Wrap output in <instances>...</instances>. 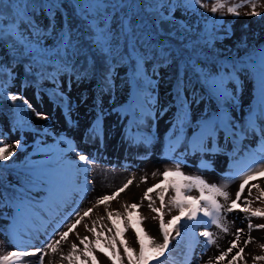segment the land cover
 I'll list each match as a JSON object with an SVG mask.
<instances>
[{"label": "snow or ice", "instance_id": "1", "mask_svg": "<svg viewBox=\"0 0 264 264\" xmlns=\"http://www.w3.org/2000/svg\"><path fill=\"white\" fill-rule=\"evenodd\" d=\"M209 2L212 3L210 12L213 15L226 7L224 0H214V2L209 0ZM183 6L189 10H195V6L208 9V3H205L204 0H183ZM245 6H250L251 8L245 15H262L261 12L256 10L258 6H261L258 4V0H241L240 3L227 7V13L239 17L241 14L239 9ZM61 7L60 0H46L45 3L40 5L30 3L29 0H0V42L7 43L9 39L13 40L22 49L21 51L13 46L14 53L19 52L20 55L28 57L39 65L52 63L50 59H45L44 57L55 55L59 58L56 62L57 72L69 70L71 63L69 58L85 54L84 47L87 44L88 51L98 53L109 64L117 60L134 61L133 79L136 86L141 91L145 90V86H151V78L146 71L145 65L151 61H156L157 57H159V62L161 63L167 62L168 59V53L165 48L153 43L155 33L152 29L154 27L159 28L162 23L171 20L170 13L174 11V4H169L168 0H155L154 3L146 2V0L145 2H142V0H74L76 15L87 25V41L82 43L79 38L74 37L71 26L66 29L62 27L55 49H49L44 47V37L56 33L55 16ZM165 8L168 9L169 15H165ZM38 10H46L49 18V25L46 29L42 28L33 19L34 14ZM142 11L154 17L151 23L143 19L141 16ZM204 43L211 47L212 37L209 36ZM188 47H191V45H188ZM190 63L192 69L199 73L200 79L207 85L208 90L216 97L217 101L231 103L236 99L235 89L236 85L239 84L236 77V72L239 71L237 66L233 65L230 72L213 74L200 69L195 60ZM241 67H247L254 75L256 74V68L251 65ZM3 70V66H0V73ZM230 84H233L232 89L229 88ZM256 87L258 107L252 110L245 124L239 126V129L233 122L232 117L224 111L219 114L205 115L197 122V129L193 131L192 138L188 141V146L193 153L204 154L219 151L215 141L217 134L220 132H223L226 138L231 137L233 139L249 133H258L261 140H264V127H260L257 124L258 119L264 121V52H261ZM2 88L3 85H0V91H2ZM4 95L13 103L19 99L16 95H8L7 93H4ZM59 95L62 97V93ZM176 98L179 104V117L177 124L173 125V127L176 128L178 126L180 131L183 132L185 125L189 123V111L186 107L188 99L183 94L181 84L177 85ZM24 103L31 107L27 100ZM36 115L38 118L47 119L41 113ZM25 122L23 118L19 121L21 126ZM89 131L93 138L102 135V129L95 124ZM210 142L212 147H209ZM175 143H180L179 137L176 138ZM14 146L19 148L21 146L20 142L16 141ZM174 146L173 144L172 147L174 148ZM9 147V145L3 143V138L0 137V162H7L15 155L14 152L9 151ZM67 151L75 153L76 159L79 161V163L74 161L66 162L67 166L77 176L81 172L87 173L90 170V166L97 162L89 155L78 151L75 147L69 146ZM251 160L250 164L238 167L237 175L244 177L243 183L239 185L235 199L229 200V193L225 190L227 185L218 187L216 184H209L200 176L185 174L181 170L184 161L173 157L174 168H166L161 173L163 176L161 183L154 184L148 188L144 192L140 204H123V212L111 210L109 202L116 200L120 193L124 192L133 183L132 179L127 180L123 186L111 194L97 197L91 208L82 210L72 193L87 192L90 190L89 188L79 186L78 181L70 187L62 178L59 168L45 174H35L30 181V186L41 183L47 185L49 197L45 208L43 210L37 209L26 196L19 195L13 197L16 202L15 212L25 224L34 223L35 215L39 212L43 223L41 228L27 227L25 229V234L29 236L28 240L21 239L20 234L13 230L12 235L16 239L15 250L0 256V264H17L18 261L26 257L37 255L38 264H45V257L50 255L53 257L58 255L61 261H68V264H88L89 259L91 264H99L97 257L94 255L95 251H99L107 257V259L112 261V264H123V257L117 249V237H121L119 242L123 245L128 264H152L153 261L156 264H168L172 240L177 241V246L181 243L185 244V264H191L197 245H201V241L198 240L197 236L204 238L201 255L206 254L208 247L216 244L213 232L210 231L211 226L214 225L222 232L228 233L227 216L237 211L244 214L248 232L245 233L243 227L237 228L234 233V241L230 242L227 250L222 251L214 260L216 264H220L232 254L227 264H236L237 261H244L245 248L253 242L251 232L253 230H264V223H252V218L264 219V208L252 206L254 202H264V189H261L258 184H253L248 189V196L253 197V188L256 189L257 195L252 199H244L242 201L245 186L250 181L256 180L257 177L264 176V147L261 148L259 157L253 154ZM205 167H207L206 163ZM153 175L155 176L157 173H153ZM169 177L172 179L169 180ZM142 182H146V177L142 178ZM157 189L160 190L157 192L159 207L155 206V200L150 196V193L156 192ZM169 189H171L173 194L168 197V202L166 203L165 193ZM193 190H196L199 195H191L190 193ZM217 197H223L224 203H220ZM144 200L148 201L150 211L156 214L153 219L158 218L159 220V232L162 236V243H157L140 226L143 220L140 218H137L135 222L132 220L130 210L141 207ZM242 204L243 206H241ZM100 205H104L107 219L112 222V227L107 228V231L111 233L113 228H115L114 235L111 237L104 236L107 247L101 244L103 232L96 230L98 221L94 220L91 227L88 224H85L84 227L87 231L93 233L95 240L89 241L87 236L81 238L77 234V239L84 246L83 250L79 249L76 243H72L70 252L64 255L61 251V245L68 241L70 233L76 229L85 217L90 216L93 209ZM166 208L168 212L175 211L178 214L172 215L171 219L165 221ZM103 219V216L99 217V220ZM117 220H122L126 227H117ZM201 226H203L204 230L197 232ZM63 228H67V231L61 230ZM128 228H131L135 233L136 243L139 246L138 252L129 247L127 241L122 238ZM41 229L44 237L41 240L42 246H32L29 249L28 246L32 244V240L40 238ZM242 234L246 235L247 239L243 240L242 247H238ZM56 237L59 238L57 239ZM260 247L264 249V244H261ZM234 249L236 251L233 253ZM81 256L84 257L83 260ZM252 260L254 264H259V262L264 261V255H255ZM48 264H57V262L54 259H49ZM206 264H213V258H209Z\"/></svg>", "mask_w": 264, "mask_h": 264}, {"label": "rangeland", "instance_id": "2", "mask_svg": "<svg viewBox=\"0 0 264 264\" xmlns=\"http://www.w3.org/2000/svg\"><path fill=\"white\" fill-rule=\"evenodd\" d=\"M69 1L64 4V7L71 19V5H74V0ZM204 2L208 3L207 10L195 6V10H190L186 13L187 18L198 14L205 22H207V19L212 18L204 26L213 28L217 24L219 28L226 29L227 31L224 33L226 36L222 43L223 47H226V45L233 46L236 41H241L245 46L251 47V49L259 46L256 48L254 54H258L261 49L264 50V0H258V4L261 6H258L256 9L262 13L261 16L245 15L246 12L251 10L250 6H245L239 9L241 13L239 17L227 13V7L240 3L241 0H224L226 7L215 15L210 12L212 3L209 0H204ZM180 15L182 14H177L178 17ZM71 23L74 24V22ZM43 43L44 47L49 49H55L57 45V42L51 41H44ZM254 54L251 56H239L247 57L251 61V58H254ZM44 58L50 59L51 61H58L59 59L55 55ZM255 58L259 68L261 60L260 54ZM249 65H251V62ZM211 73L223 74L219 72ZM258 74L259 69L256 68V74L253 75V78H247L244 75L236 76L239 81L235 89L236 99L231 103L220 102L221 106H218L213 98L207 102L205 100L196 101L197 97L185 92L188 99V105L186 107L189 111V123L185 125L183 132L180 131L178 126L176 128L173 127V125L177 124L179 117V112L174 108V101L177 99L175 98L177 88L171 85L172 83L164 77L155 82H151L152 87L150 86V90L152 93L145 94V96H140L134 90L135 86L121 88L118 84H112V87L104 89L99 83L87 84L84 82L64 81L61 91H58L54 95V100L44 94L38 99H29L28 104L31 107H28V105L25 107L24 121H26L25 124L31 129L25 132L21 130L18 132L13 131L8 139H4V144L10 146L9 151L15 153L9 161L4 162L5 166L14 167L23 177L27 178V181L23 182L20 186L21 192H18L17 196H26L33 202V205L37 203L40 209L43 210L49 197L47 185L41 183L30 186V181L35 174H45L57 168H59L62 178L70 187L75 185L77 181L79 182V186L87 184V181L88 184L93 181V188L99 193L104 192L107 174L100 175L99 171L95 170L92 180V175L85 177L79 173L76 176L77 179L71 181L70 171L72 169L65 168L67 165L66 162H75L77 160L75 153L67 151L69 146L75 147L80 152H83L82 148H97L87 137V135L91 134L89 130L95 124L102 129V135L99 136L103 139L107 153L119 157L121 153L135 152L140 156L138 160L130 157L121 158V165L123 167H127L124 165V161H137L145 169L143 178L146 177V182L143 183V192L133 198L134 203L140 204L144 192L159 182L157 175L153 177H149L148 175L149 167L153 168V163L151 162L154 160L172 162L173 157L184 161L181 170L185 174L200 176L209 184H216L218 187L227 185L225 190L229 193V200L235 199L239 185L243 183L244 179L243 176L237 175L238 167H242L244 164H250L253 154L259 157L260 150L264 147V140H261V138L257 139L256 135H259L258 133L254 135L249 133V139H246L245 135L233 139L231 137L226 138L224 133L220 132L217 134L215 141L219 151L205 154L207 158L203 157L205 155L193 154L188 146V141L191 140L193 131L197 129V122L205 115H211L213 113L219 114L221 111H224L232 117L238 129L239 126L244 125L252 110L258 107L256 87ZM232 87L233 84H230L229 88L232 89ZM60 93H62V97L59 95ZM37 113L43 114L47 119L42 117L38 118ZM257 124L260 127H264V121L258 119ZM134 126L137 127L138 131L135 130ZM140 130L143 133H140ZM177 137L180 138V143H175ZM94 140L97 141V138ZM16 141L20 142L21 146L19 148L14 146ZM173 144L175 145L174 148L172 147ZM209 147H212L211 142L209 143ZM205 163L207 167H205ZM117 168L119 166L114 167L110 165V169L112 170ZM166 168L170 167L161 166L159 168L158 174L160 178L163 177L161 173ZM171 179L169 177V180ZM259 186L261 189H264V184ZM41 191L46 193L47 196H42L39 193ZM158 191L160 190L157 189L156 192L150 193V196L155 200L156 207H159ZM252 192L253 197L257 195L255 188L252 189ZM82 193L83 195L78 196L80 199H77L76 193H72V195L76 196L77 201L84 200L80 208L87 210L93 204L85 203L86 197L84 196V192ZM172 194L171 189L165 193L166 203L168 202V197ZM190 194L193 196L199 195L196 190H193ZM253 197L248 196V188L245 186L242 201L244 199H252ZM2 198L5 201H3V205L0 204V256L15 250L14 245L16 244V239L13 238V230H16L20 234L21 239L28 240L29 236L25 234V229L27 227L41 228V224L43 223L40 213L37 212L34 223L30 222L25 224L16 215V202L6 200L5 197ZM217 199L220 203H224L223 197H217ZM252 206L264 208V202L257 201ZM98 208L102 210L104 209V205H100ZM95 210L97 208H94L90 216L85 218L68 237V242L76 243L81 250H83L84 246L80 244L76 233L78 231H85V224L91 227L94 220L99 221ZM130 212L133 222L137 218L143 220L140 226L157 243H162V236L159 232V220L158 218L153 219L156 214L148 208L147 200L143 201L141 207L131 209ZM165 213V221L171 219L172 215L178 214L175 211L168 212L167 208L165 209ZM226 223L229 228L228 233L222 232L214 225L211 226L210 231L213 232V238L216 240V244L209 246L206 254L201 255V250L197 252V256L192 264H206L209 258H213V264H216L214 258L219 256L222 251H226L230 246V242L234 241L236 229L243 227L245 233L248 232L247 221L244 220L243 213L237 211L228 214ZM252 223H264V219L252 218ZM116 226L119 228L126 227L122 220H117ZM109 227H112V222L109 220L104 224L97 223L96 230L103 232L101 244L104 247H107L104 236L111 237L115 234V228H113L111 233L107 231ZM203 230V226H201L197 232ZM86 236L89 241L95 240V236L91 232H88ZM197 237L203 245L204 238ZM251 237L253 238V242L245 248L244 261H237L236 264H254L252 260L253 256L264 255V249L260 247L261 244H264V230H253ZM40 238L42 240L44 239L41 236ZM122 238L127 241L129 247L133 248L135 252H138L139 246L136 243L135 233L131 228H128L124 232ZM120 239L121 237H117V249L123 257V264H128L123 245L119 242ZM244 239H247V236L242 234V239L238 242V247L243 246ZM32 243H34L33 240ZM32 246H28L29 249ZM40 246H42L41 243L38 247ZM235 251L236 249L233 250V253ZM185 252L186 248L184 243L177 246V241L172 240L168 264H185ZM94 255L97 257L99 264H112V261L107 259L99 251H95ZM231 255L220 262V264H227ZM81 259L83 260L84 257L81 256ZM36 260L37 258L35 257L34 259L32 257H26L18 261L17 264H38ZM64 264H68V261H65ZM88 264H91L90 259ZM152 264H156V262L153 261ZM259 264H264V261L259 262Z\"/></svg>", "mask_w": 264, "mask_h": 264}, {"label": "trees", "instance_id": "3", "mask_svg": "<svg viewBox=\"0 0 264 264\" xmlns=\"http://www.w3.org/2000/svg\"><path fill=\"white\" fill-rule=\"evenodd\" d=\"M69 0H60L62 7L56 12L55 26L56 33L44 37V41L57 42L59 32L62 27L65 29L71 26L74 37L79 38L81 42L87 41L86 23L76 15L74 5H71V19L64 7ZM30 3L37 5L43 4L46 0H29ZM70 2V1H69ZM145 2V0H142ZM146 2L154 3L155 0H146ZM169 4H174V11L170 13L171 20L162 23L159 28H153L155 33L153 43L164 47L168 53L167 62L151 61L145 65L149 77L161 79L162 77L169 80L174 87L177 88L181 84L183 94L187 92L197 99L208 101L210 97H214L218 105L216 97L213 96L199 77V73L195 72L191 67V61L195 60L197 66L204 72H230L232 66L239 68L236 74H242L246 77L253 78V73L247 67L253 65L258 68V62L255 57L261 53L254 54L256 48L245 46L241 41H236L233 46L226 45L223 47L224 33L226 29H221L217 24L213 28L204 26L207 22L196 14L191 18H187L186 13L190 10L183 6V0H168ZM127 11V10H125ZM165 15H169L167 8L164 9ZM180 13V17L177 16ZM143 19L152 22L154 17L148 13L141 12ZM33 19L42 27L48 28L49 18L46 10H38ZM71 22H74L72 24ZM116 27V25H114ZM212 37V46H207L204 41L208 37ZM43 41V42H44ZM191 45V47H188ZM13 46L21 49L20 45L15 44L11 39L7 43L0 42V66H3V72L0 73V85H3L0 91V137L8 139L13 131H22L31 129L27 124L20 125L21 118L24 120V109L27 106L24 101L33 98H40L42 95H50L54 97L57 92L61 91L63 82L75 81L78 83H100L105 89L111 87V84H118L121 88L135 83L133 79L134 61H114L109 64L98 53L88 51L87 44L84 47V53L79 57L69 58L71 63L69 70L57 72L56 62L39 65L34 63L28 57L22 56L19 52H13ZM251 61L247 57L239 55L251 56ZM227 65V67H225ZM155 73V74H154ZM198 87V88H197ZM148 90L149 87L145 86ZM16 95L19 97L14 103L7 99L4 95ZM57 102V101H56ZM25 177L19 173L14 167L5 166L4 162H0V204L3 205L2 197L6 200L14 201L13 197L17 196L20 186L23 184Z\"/></svg>", "mask_w": 264, "mask_h": 264}, {"label": "bare ground", "instance_id": "4", "mask_svg": "<svg viewBox=\"0 0 264 264\" xmlns=\"http://www.w3.org/2000/svg\"><path fill=\"white\" fill-rule=\"evenodd\" d=\"M251 135H254L253 133H251ZM87 137L89 138V140H91V143H94L97 148L92 149V148H82L83 153H85L86 155H89L93 160L97 161L96 163L92 164L90 166V170L85 173V172H81L80 175L82 176H87V175H92V180H93V174L95 170H98L100 175H104L107 174L106 179H105V191L102 193H99L96 189L93 188V181H91L90 184L85 185H80L82 187H87L90 190L87 192H84V196L86 197V201L85 203H91L93 204L95 202V199L101 195L104 194H111L112 192L116 191L119 187L123 186L124 183L127 182V180L132 179L133 183L131 185H129V187L122 193H120V195L117 197L116 200H114L113 202H109V208L111 210L114 211H124V208L122 207L123 204H132L134 203L133 198L137 196V194H141L143 192V183L142 182V178H143V173L145 172V169L142 168L139 164V162L135 161H124V165L127 167H123L121 165V158L124 157H130L133 159H139L140 156L137 155V153L133 152V153H121L119 157H115L113 154L111 153H107L106 151V147L104 145L103 139L98 135L95 138L92 137L91 134L87 135ZM257 139H260L259 135H256ZM97 138V141H95L94 139ZM246 139L250 138V135H245ZM192 151V150H191ZM189 153V152H187ZM193 153V152H192ZM195 155H198V153H193ZM78 162V159L75 160V163ZM151 163H153V168L149 167V177H153V173H157V177L159 182L161 183V181L163 180V177L160 178L158 172H159V168L161 166H168V167H173L174 168V164L171 161H161V160H154ZM110 165H113L114 167L119 166V168L112 170L110 169ZM65 168H70L67 165L65 166ZM70 176H71V181H75L76 178V174L73 171H70ZM99 178V176H97ZM100 179V178H99ZM253 184H264V176L261 177H257L256 180L254 181H250L248 185H246V188H250V186H252ZM42 196H47L46 193H44L43 191L39 192ZM77 194V199H80L78 196L83 195L82 192L76 193ZM76 199V196H75ZM83 201L84 200H78L77 202L79 203V206L83 205ZM35 208L40 209L39 205L37 203H35L34 205ZM95 212L97 213V219L99 220V217L103 216L104 219L103 220H99L98 223L99 224H104L105 222L108 221L106 213L104 211V209H99L97 207V210H95ZM87 218V217H85ZM115 219V217H114ZM84 225V224H83ZM42 230V229H41ZM62 230L67 231V228H63ZM89 231H78L76 233L79 234V236L82 238L84 236L87 235ZM244 235V234H243ZM41 237H43V235H40ZM57 239L59 237H56ZM198 238V237H197ZM41 238L39 239H33L34 243H32L29 246H36L38 247L39 244L41 243ZM199 240V239H198ZM37 243V244H35ZM74 242H66L64 244L61 245V251L63 252L64 255H67L70 250H71V244ZM200 247H202L201 245H197L196 249H195V255L192 257L191 260V264L194 262V259L197 256V252H199L201 249ZM32 259L37 258L36 261H38V255L37 256H31ZM49 259H54L57 264H64L65 261H61L60 257L57 256H46L45 257V264H48V260Z\"/></svg>", "mask_w": 264, "mask_h": 264}]
</instances>
